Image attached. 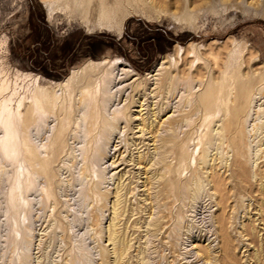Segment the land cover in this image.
Wrapping results in <instances>:
<instances>
[{
    "label": "rangeland",
    "instance_id": "1",
    "mask_svg": "<svg viewBox=\"0 0 264 264\" xmlns=\"http://www.w3.org/2000/svg\"><path fill=\"white\" fill-rule=\"evenodd\" d=\"M189 1L0 0V264H263L264 4Z\"/></svg>",
    "mask_w": 264,
    "mask_h": 264
},
{
    "label": "bare ground",
    "instance_id": "2",
    "mask_svg": "<svg viewBox=\"0 0 264 264\" xmlns=\"http://www.w3.org/2000/svg\"><path fill=\"white\" fill-rule=\"evenodd\" d=\"M182 1L183 0H169L168 6L172 5V3H176V2L180 3ZM259 1H261L262 4H264V0H259ZM189 2H193V1L190 0ZM74 10L77 11V9H74ZM74 14H76V13H74ZM121 66H123V63H119L117 61H115L113 63H109V62L98 63V64H96L94 66L93 70H91V71L88 70L87 73H88V76L94 77L99 72L106 70V77L104 78V82L106 83L107 88H109V87H111V85L117 86V85H119L121 83H124L125 81L129 80L131 77L133 78L134 75H131V71L128 70V69H125V68L124 69H120ZM83 72H84V68H80L79 70L73 71L72 74L70 75V77L63 81V84L71 83V86L74 89H77V87L79 89L83 85V83L85 81V76H84ZM85 73H86V71H85ZM170 80H171V82H169ZM161 81L163 83H165V86H166L168 82L172 83V78L166 72V73L163 74V77H162ZM175 84L177 85V82H175ZM124 89H125V87L123 89H121V92H123ZM7 100H8V97H7ZM4 101H5V104H6L7 101L6 100H4ZM262 115H264V110H262V108H260L257 111V119H258V121H260V122H257V125H261V128H263V125H264V122H263L264 121V116H262ZM0 119H2V123L0 125V128H1V130H3V137L0 140L1 141V146H2L3 149L6 148V149L9 150L8 154H10V155L11 154H15L16 151H17V146L18 145H17V141H16V136L17 135H16V132H15V127H14L12 119H11V109H9V107L4 105L3 103L1 104V108H0ZM115 120H116V118H115ZM149 124H150V122H149ZM111 125L113 127L114 124L111 123ZM111 125H110V127H111ZM259 130H260V128L258 126L256 128L255 127L253 128V131H255L256 134L259 132ZM19 169H18V173H19V176L21 177L22 172H23V169H22L21 165H19ZM242 180L243 181H248V177L244 175L242 177ZM15 182H16L15 188L16 189L18 188V189L21 190V192H20L21 195L24 194V192H25V189H24L25 183L23 182V180L21 181L19 179V177H16ZM250 184H251V189H255L256 186H257L256 182H253V183H250ZM263 195H264V185H263V188H260L258 190V194L254 195V198H255L256 202L260 198H262ZM242 207L245 208L246 214H248L249 216L251 214H253L255 217H257V219H255V221H259L260 224H262L264 226V203H261L260 206H257V205H254V204H248V206L243 205ZM19 209H20V207H19ZM224 233H226L227 238L230 236L227 232H224ZM241 234L243 235V237H248L246 240L247 241L249 240L250 245L253 244V243L257 244V243H259L261 241L260 237L257 234H255L253 231H250V226L244 228L243 231H241ZM228 239H229L228 240V246H226L227 248L225 250V253H226V255L230 256L232 254V251H233V246H232V244H230L231 243V236ZM231 259L234 260V262L232 261L233 262L232 264H240L239 260L236 257L232 256ZM263 264H264V262H263Z\"/></svg>",
    "mask_w": 264,
    "mask_h": 264
}]
</instances>
